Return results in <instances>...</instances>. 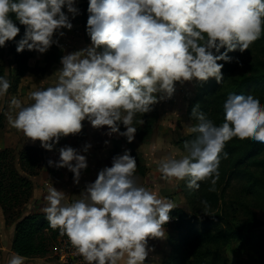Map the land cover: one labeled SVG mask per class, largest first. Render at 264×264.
<instances>
[{"label":"rangeland","instance_id":"obj_1","mask_svg":"<svg viewBox=\"0 0 264 264\" xmlns=\"http://www.w3.org/2000/svg\"><path fill=\"white\" fill-rule=\"evenodd\" d=\"M59 1L65 5V11L62 13L53 10L44 12L31 0H24L34 38L33 56L28 63L27 73L16 88H12L14 81L11 78L9 80V77H13L15 67L11 63L12 57L8 51L7 41L11 30L4 18L9 0H0V64L5 66V81L0 89V139L3 144L14 146V142L4 135L10 115L7 108L14 106L17 107L15 111L21 110L23 113L24 104L21 101L17 103V97L20 98L22 92L46 85L52 79L51 74L54 73L53 69L57 67L56 61L60 57L61 49L58 46L62 47L67 43L70 47L71 42H75V34L80 39L79 43H94V33L89 32L88 38L86 37L88 30L95 27L97 29V25L99 29L116 30L120 28L121 23L124 25L123 35L134 33L130 41L134 42V46L140 51L138 59L141 62L129 66V58L124 57L125 53H120V65H116L117 60L110 54L113 51L111 44L109 47L111 52L101 55L106 67V72L103 73L115 82L125 73H131L142 77L148 83V87L144 88L141 82H137L136 92L140 96L134 103L140 102L136 106V112L128 104L131 99L128 95L104 94L100 99L87 101L88 105L91 104L90 113L87 115L89 121L95 119L97 112L103 110L110 115V129L114 133L110 155L114 163L119 164L121 171L130 170L131 175L140 176L146 171L144 169L146 162L153 156L150 153L156 147L155 158L159 154L158 157L165 158L169 155L177 157L184 153L186 158L184 165L191 164L192 161L204 157L206 153L200 147L193 146L190 138L206 135V129L209 131L207 137L221 145L236 144L240 137L244 139L264 135V96L259 95L249 96L243 104L236 102L235 106L243 110L242 115L230 116L221 121L223 124L217 126L219 117L213 111V100L223 87L222 83L218 86L217 79L222 75L221 71L225 66L217 58V50L212 45L218 38L217 34L221 27L234 28L236 45L226 54L229 69L233 70V77L241 79L263 74L264 4L255 6L256 0H220L212 6L205 4V0H190L192 17L187 21L183 18L184 9H176L171 5V1L177 3L179 0H103L104 6H100L102 0ZM114 6L117 10L112 8ZM194 6L197 9L193 8ZM123 8L126 10L125 16L120 22L114 15ZM184 23H188L187 28H182ZM125 43L123 40V45ZM92 48L83 50L82 56L77 55L83 64L87 63V57L93 55ZM50 61L53 64L49 63ZM141 94L144 97L139 100ZM255 100H258L259 104H254ZM189 104L192 105L190 114ZM29 108L35 111L33 107ZM201 108L207 109L206 114L195 112L196 110L199 112ZM152 109L157 111L158 120L161 115L165 116L155 125V128L160 130L158 137L156 136L155 148L150 147L155 140V128L146 140H140L142 133L138 132L145 125V121H148ZM143 111L147 112V117H143ZM35 115L29 118L37 123ZM61 127L63 129L54 137L56 142L79 139L77 134L81 128L76 127L73 122L68 121L66 126ZM81 132V138L85 137L84 131ZM96 133L103 138L105 134L109 135V132H103L102 129H97ZM145 143L150 144L146 146ZM240 157L242 156L239 153L233 155L228 162L212 169L196 164L189 165L192 182L187 187L183 186V165L179 171L173 173L174 177L170 179L165 177L171 187L169 190L162 188L165 187L163 184L165 182L162 180L160 182L162 194L163 191H168L170 198L179 194V200L187 215L197 218L209 214L221 215L222 220L218 224L207 226L203 231L200 224H196L198 235L202 232L218 234L233 231L234 236L227 244L218 247L203 245L200 248L203 253L210 251L208 262L202 264H264V148L254 160L260 161V164L245 162L236 170L235 165ZM43 167H46L44 157L40 173ZM159 168L168 169L169 164L161 163ZM45 169L43 174L49 177L39 182L42 188L47 189L45 183L49 182L51 185L53 179L57 177V172L47 171V167ZM176 169H179L178 165ZM238 170L246 173L240 177L237 174ZM248 174H252V178L248 179ZM165 175L163 174V177ZM140 180L135 184H140ZM146 184H149V180ZM177 189L180 192H176ZM203 195L205 197L214 195L219 201L218 207L212 210L205 208L202 205ZM43 206L40 201L34 202L29 213L39 212ZM25 211L24 207V215ZM53 215L61 228L67 227L66 222L71 218L69 214ZM156 218L158 220V215ZM170 225L168 228L173 234L175 225L173 223ZM194 251L199 250L189 244L184 245L182 251L177 249V255L184 260L183 262L176 260L174 264H197ZM44 258L45 263L59 264L49 252Z\"/></svg>","mask_w":264,"mask_h":264},{"label":"crops","instance_id":"obj_2","mask_svg":"<svg viewBox=\"0 0 264 264\" xmlns=\"http://www.w3.org/2000/svg\"><path fill=\"white\" fill-rule=\"evenodd\" d=\"M104 31L98 25L97 29L95 27L88 30L86 37L88 38L89 32L94 33V43H79L80 39L75 34V42H71L70 47L67 43L62 47L58 46L61 49L60 57L51 74L52 79L46 85L22 92L21 97H17V103L21 101L24 104L23 113L21 110L15 111L17 107L9 106V102L7 109L10 115L4 135L14 142V146L3 144L0 139V150L38 148L43 153L47 171L57 172L51 185L49 182L45 183L47 189L42 188L39 182L47 177L43 174L46 167L31 179L33 193L25 205V215L29 214L34 202L40 201L44 205L39 210L40 213H66V216L69 214L78 218L89 228L115 235L117 239L106 257L107 264H164L171 253L168 244L171 230L169 226L160 227L156 216L170 208L185 209L178 193L170 198V193L163 191L162 194L161 189L171 188L165 179L174 177L173 173L181 169L186 158L184 153L177 157L165 156L166 159L158 157L159 154L155 158L156 136L160 131L155 128V140L150 147L156 149L150 151L153 156L147 160L143 176H133L130 170L121 171L119 164L114 163L110 155L114 133L110 129L109 113L103 110L96 114L95 119L89 121L87 118L88 90L101 77H106L103 73L106 72V67L98 49L100 36ZM90 47H93L94 53L83 64L77 55L82 56V51ZM49 63L53 64L52 61ZM29 107H33L35 111ZM33 115L36 116L37 123L29 118ZM164 118L161 115L158 121ZM68 121L81 128L85 137L81 138L80 131L77 134L79 139L56 142L54 137L63 129L61 125L66 126ZM97 129L109 132V135L99 137ZM148 144L150 143H145L146 146ZM164 162L169 164L168 169L159 168ZM177 165L179 169H176ZM163 174L166 175L163 177ZM180 175L178 172V176ZM139 180L140 184H135ZM161 180L165 182V187H160ZM177 190L176 192H180ZM13 236L14 227H6L0 209V264H52L44 262L47 258L24 259L14 255L11 252Z\"/></svg>","mask_w":264,"mask_h":264},{"label":"trees","instance_id":"obj_3","mask_svg":"<svg viewBox=\"0 0 264 264\" xmlns=\"http://www.w3.org/2000/svg\"><path fill=\"white\" fill-rule=\"evenodd\" d=\"M34 4L39 6L42 11L53 10L57 13L65 11V5L59 0H31ZM190 0H179L177 3L171 5L178 9H184L183 18L187 21L191 20L192 7H190ZM220 0H205V4L215 6ZM255 6L264 4V0H256ZM100 6H104L103 0ZM196 6V5H195ZM193 7L197 9V7ZM113 9L116 6L112 7ZM125 9L119 11L114 15L115 19L121 22L125 16ZM4 18L7 27L11 30L7 41L9 42V54L12 57V65L15 67L13 77H9L14 81L12 88H16L19 81L25 76L28 71V63L33 56L34 38L31 33L30 18L24 7V0H9V4L4 11ZM188 23H184L183 27L187 28ZM123 24L120 28L113 30L112 28L106 29L100 36L98 49L101 55L105 52H111L109 48L112 44V51L110 54L117 60L116 65H120V53H125L126 59L129 58V66L140 64L141 60L138 59L140 51L134 46V42L130 41L133 32L123 35ZM93 28V27H92ZM94 29V28H93ZM218 38L215 43H212L217 50V58L225 66L221 71L222 75L217 79L219 85L223 84L219 94L213 100V111L219 121L216 123L223 124L221 121L230 116H241L243 110L237 104H243L248 100L249 96H264V73L258 76L243 77L241 79L233 77V70L229 69L226 54L234 49L236 45V30L234 28L221 27L219 30ZM123 40L126 42L123 45ZM113 42V43H112ZM130 46H128V44ZM118 53L116 56L115 54ZM128 57V58H127ZM128 62V60H127ZM106 63V60H105ZM5 81V66L0 64V89ZM137 82H141L143 87H148V83L142 78L137 77L131 73H125L117 82L113 81L110 77H101L95 86L88 90L87 101L94 98L100 99L104 94L113 96L114 94L131 96L129 101L130 108L137 111L138 102L134 100L140 95L136 92ZM222 83V84H221ZM217 84H215L216 86ZM144 97L141 94V99ZM96 99V100H97ZM254 104H259L258 100L253 101ZM88 105V104H87ZM91 104L88 105L87 112L90 113ZM188 113L192 112V105L188 106ZM190 111V112H189ZM199 114H206L207 109L201 108ZM98 113V112H97ZM143 117H147L146 111L142 112ZM158 121L157 111L152 109L148 121L146 120L138 132L140 140H146L154 131L155 125ZM136 131V130H135ZM134 131V133H135ZM206 135L192 136L190 141L193 146L200 147L206 155L192 161L191 164L183 165L184 180L183 186H190L191 175L189 172V165L196 164L197 166H204L205 168H215L220 164L228 162L230 157L236 154H241L242 157L235 165L238 167L245 164V162H253V165L260 164L256 162L259 153L264 148V135H258L238 139L232 145H221V143H214L213 139L208 138V129L205 130ZM137 132V131H136ZM42 151L35 147H26L21 150L3 149L0 150V209L4 218L5 225H14V236L11 244V252L19 258L24 259H43L47 256L50 247L56 241L58 235L71 227H81L82 221L78 218L71 217L69 222H66L65 228H61L57 218L50 212L36 213L30 212L24 215V207L29 202L33 193L32 178L39 175L42 166ZM144 170V169H142ZM244 171L238 170V176L242 177ZM144 175V172L141 176ZM248 179L252 178V174H248ZM182 186V188H183ZM202 205L205 208L215 209L218 207V199L212 195H203ZM171 218L174 220L173 224L174 233L168 236V244L170 246V255L165 260L164 264H174L176 260L183 262V257L177 255L176 250H183L184 245H193L196 250L193 254L196 256L197 264L208 262V255L210 251H203L200 248L203 245L218 247L221 244H227L234 236L233 231L226 233H196V224H200L203 231L207 226L218 224L222 217L219 214H209L201 218L189 216L184 210L178 208H170L165 212L158 215V225L160 227H171L165 224L164 220ZM69 224V225H68ZM203 253V254H202Z\"/></svg>","mask_w":264,"mask_h":264},{"label":"built area","instance_id":"obj_4","mask_svg":"<svg viewBox=\"0 0 264 264\" xmlns=\"http://www.w3.org/2000/svg\"><path fill=\"white\" fill-rule=\"evenodd\" d=\"M173 222L171 218L164 220L168 225ZM115 238L111 233L94 230L82 222L81 227L62 231L50 247L49 253L59 264H107L106 257Z\"/></svg>","mask_w":264,"mask_h":264}]
</instances>
